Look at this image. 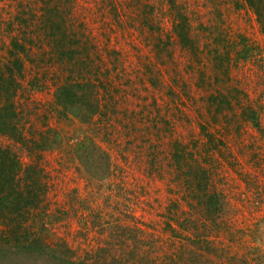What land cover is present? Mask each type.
I'll use <instances>...</instances> for the list:
<instances>
[{"label": "trees", "instance_id": "obj_1", "mask_svg": "<svg viewBox=\"0 0 264 264\" xmlns=\"http://www.w3.org/2000/svg\"><path fill=\"white\" fill-rule=\"evenodd\" d=\"M77 1L39 0V10L31 8L35 23L24 20L27 29L38 24L40 33L50 40L56 57L65 58L69 65L67 78L53 92V103L60 108V113L66 116L73 112L82 122H89L92 115L100 111L101 102L117 100L119 88L115 89L116 93L106 88L107 82L103 78L106 76V80L111 81L110 70L104 65L99 67L101 64L96 62L102 58L99 53H94V49L118 53L119 48L110 38L106 44L99 39L112 30L118 40L116 35L120 32V37L127 43L131 39L132 45L139 40L152 46L153 57L146 55L143 70L144 77H147V71L153 73L148 76L153 85H158L167 94H175L177 99L187 98L193 105L201 106L202 101L214 108L211 116L219 117L226 126L233 125L235 132L231 131L230 135L235 138L234 141L229 139V143L220 140L219 134L210 127L201 128L204 144L243 177L248 188L256 187L254 170L243 171L239 161L246 156L247 162L258 164L261 161L264 168V83L261 81L264 55L254 60L251 54L254 48L246 42L243 34L232 41L227 23L223 26L222 21L218 24L210 21L197 27L187 11L188 5L179 0H164L172 14L169 30L161 16L163 0L113 2L110 11L114 24L103 28L97 41L83 21L78 23L79 30L72 28L77 17L71 16L70 12ZM206 1L211 6L215 4L214 0ZM240 2L254 13L264 36V0ZM213 10L222 17L217 8ZM110 43L112 47H109ZM26 45L13 35L8 59L3 60L0 56V134L8 140L0 144V264H215L214 256L221 253L211 235L214 234L212 231L219 229V220L226 212L225 195L212 184L211 170L203 166L200 155L188 156L183 151L182 141L176 139L172 151L176 165L172 171L182 177L177 181L184 189L183 200L189 205V210L183 209L182 215L175 218L178 226L169 223V229H166L151 223L149 229L150 224L142 219L104 224L99 210L90 215L89 225L78 229V234L84 238L90 232H96L100 243L97 246L81 247L80 242L72 246L64 237L57 234L53 237V220L75 214L77 206L83 202L76 189L69 192L66 209L52 212L46 200L51 184L43 159L46 152L62 140L58 132L56 134L49 128L41 131L37 138L24 131L13 97L19 87L15 74H20L23 69L20 55ZM241 66L253 68L259 78L256 83L261 84L260 90H256L254 82L248 86L250 79L244 78L246 74L241 71ZM94 67L98 68L99 74H94L96 80L77 78L84 72L82 68H86L90 75ZM75 68H79L77 75L74 74ZM153 68L155 72H152ZM155 79L158 81L154 82ZM162 99L159 109L166 107V101ZM247 125L257 133L251 140L247 139L252 134L246 140H238L241 129ZM75 145L74 154L89 179L110 173V156L103 146L92 138ZM207 154L206 161L215 157L211 152ZM155 161V153H152L146 169L160 173L161 166ZM113 166L120 168L121 164ZM260 172L264 180V173ZM174 206L168 211L171 217L177 214ZM123 211L126 217L136 218L127 210ZM81 216L85 218L86 214ZM180 236L182 242L177 241ZM222 249L226 252L225 248ZM249 253L250 258L228 257L230 264H263V255L256 250Z\"/></svg>", "mask_w": 264, "mask_h": 264}, {"label": "rangeland", "instance_id": "obj_2", "mask_svg": "<svg viewBox=\"0 0 264 264\" xmlns=\"http://www.w3.org/2000/svg\"><path fill=\"white\" fill-rule=\"evenodd\" d=\"M121 1L124 0H78L70 12L71 16L77 17L72 28L79 30L78 23L83 21L88 31L97 39L102 30L114 24L111 4ZM179 1L188 5L187 11L197 27L200 23L206 24L210 21L215 24L222 21L223 26L227 23L232 41L243 34L246 42L254 48L251 52L253 59L264 55V36L260 26L254 13L240 0H214V6L206 0ZM39 5V0H0V56H3V60L8 59V48L13 35H17L27 44L26 50L20 55L23 69L20 74H15L19 87L13 97L21 123L23 122L27 135L37 138L41 131L49 128L52 132L59 133L62 140L56 142L43 159L51 184L46 199L51 211L68 208L66 200L69 192L75 189L78 198L83 202L77 206L75 214L70 213L65 218L53 220V237L56 234L64 237L72 246H75L76 242H80L81 247L97 246L100 243L96 232H90L84 238L78 234V229L89 225L90 215L99 210L102 215L101 223L104 224L142 219L150 224L149 229L152 228L151 223H154L155 227L158 224L166 229L169 223L178 226L176 219L182 215L183 209L189 210V205L183 200L184 189L177 181L182 177L172 171L176 165L172 152L176 139L182 141L183 151L187 152L188 156L200 155L203 166L211 170L209 172L212 184L225 195L226 212L219 220V229L212 231L214 234L211 232L216 245L221 248L218 249L220 256L213 255L215 264H230V256L250 258L251 250H256L264 256V180L260 172L264 169L263 162L254 163L253 168L254 164L247 162L246 156L240 157L239 163L243 165L239 164L240 168L243 171L252 168L257 176L258 181L254 180L257 186L248 188L243 177L224 162L216 151H209V146L204 144L205 137L201 135V128L210 127V130L219 134L220 140L229 143V139L234 141L235 138L230 135L231 131L235 132L233 125L226 126L219 117L211 116L213 112H210L214 108L206 103L200 101L201 106L193 105L187 98L177 99L175 94H167L164 90L161 91L158 85H153L148 77L153 73L147 71V77H144L143 70L147 63L146 55L153 57L152 46L140 43L139 40L132 45L131 39L127 43L125 38L120 37V32L116 35L119 37L117 40L112 30H108L106 35H101L99 41L106 44L110 38L120 51L112 54L109 51L99 52L94 49V53L101 55L102 61L96 62L101 64L99 67L104 65V68L107 66L110 70V82L106 80V76L102 77L107 82L106 88L114 93L115 89L119 88L117 100L101 102L100 111L92 115L89 122H82L73 112L66 116L61 114L60 108L53 103V92L55 87L67 78L69 65L65 58L56 57L50 40L43 32L40 33L38 24L26 28L25 21L35 23L31 8L39 10ZM215 8L220 11L222 17L213 10ZM161 16L169 30V26L172 27V14L164 0ZM112 45L110 43L109 47ZM157 68L159 67L156 66ZM78 70L79 68L74 69L75 75ZM81 71L84 72L77 75L78 79L96 80L94 74H98V68L91 69L90 75L86 68ZM241 71L246 74V80H252L248 81V86L251 87L254 82L256 90H260L261 84L256 83L259 78L255 76L253 68L241 66ZM152 72H155V68ZM261 81L264 83V75ZM162 98L166 101V107L159 109ZM262 116L264 122V111ZM255 131L248 125L244 126L238 140H246L247 136L252 134L247 139L251 140L257 133ZM91 138L109 153L112 169L105 177L96 176L89 179L74 154L76 143ZM7 141L0 134V144ZM210 152L217 157L216 160L213 157L206 161L207 153ZM152 153H155V162L161 166L160 173L146 169L151 163ZM116 164H121V167L115 168L113 165ZM173 202L177 205L174 206ZM172 206L176 208L177 214L171 217L168 211ZM123 210H127L136 218L126 217ZM56 213L60 215V212ZM82 213L86 214L85 218L81 216ZM165 232L164 234L168 233ZM181 238L182 236L178 237L177 241L182 242ZM222 248H225L226 252H223Z\"/></svg>", "mask_w": 264, "mask_h": 264}]
</instances>
